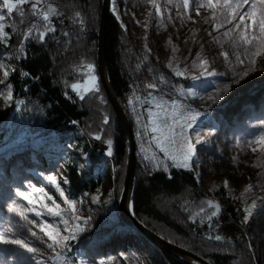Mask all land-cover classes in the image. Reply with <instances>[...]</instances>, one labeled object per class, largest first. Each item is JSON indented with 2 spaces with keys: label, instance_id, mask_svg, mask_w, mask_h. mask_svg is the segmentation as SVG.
I'll use <instances>...</instances> for the list:
<instances>
[{
  "label": "rangeland",
  "instance_id": "1",
  "mask_svg": "<svg viewBox=\"0 0 264 264\" xmlns=\"http://www.w3.org/2000/svg\"><path fill=\"white\" fill-rule=\"evenodd\" d=\"M156 3L160 7L159 14L150 0H111L110 5L111 14L132 43L144 46L165 69L158 80L150 85L152 91L147 97L134 101L132 118L137 159L149 170L164 169L165 166L167 169L176 168L156 147L153 138L159 136V132H152V123L156 121L162 126L167 119L171 124L173 102L178 115L196 116L195 120L190 121H184L181 117V121L188 124L186 135L194 147L190 171L195 174L200 187L211 194L224 188L231 201L243 209L246 236L255 261L264 264V190L255 187L258 178L264 180V147L257 144L258 140L264 138V91L259 96L254 94L258 86L264 84V59L258 61L256 70L246 79L234 83L235 79H239L243 65H238L233 53L243 52V49H234L232 41L223 35L231 25L217 31L215 22L210 19L211 11L196 7L197 3L203 1L189 0L188 9L183 8V0H172L171 3L169 0H156ZM197 11L200 15L196 14ZM0 15L6 17L5 30L8 32L10 18L7 10L0 8ZM206 19L208 23H205ZM173 47L178 49L175 54ZM222 52L229 53L231 63L225 61ZM197 55L208 61L209 71L216 75H202L203 70L199 66L193 67L194 63L199 64ZM10 58L9 53L0 48V62L9 66L7 70L13 67ZM170 62L183 75L177 76L167 66ZM87 66L82 69L83 77L72 83L79 86L75 91L79 95L89 91L86 87L90 85V76H95L94 72H88ZM2 72L0 70V79H3ZM170 83L179 84L183 103L174 100L168 93ZM6 84L8 87L0 84V131L4 129L12 133V114L9 115L8 110L11 105L14 106L15 98L8 78ZM226 86L228 90L222 92ZM9 88L14 99L5 100L3 97ZM243 96H246L245 101L238 109L236 100ZM157 102L164 103L165 112L156 107ZM16 111L14 108L13 113ZM6 123L10 124V129L5 126ZM76 135L71 142L66 138L63 142L51 139L44 143L45 163L35 153L28 161L26 150H16L8 158H0V231L10 228L19 238L28 240L43 253L40 258L44 264H160L155 251L141 235L118 223L109 157L94 165L93 177L100 178L99 186L94 191H86L78 196L69 194L67 162L74 161L79 169L89 163L86 154L77 147L82 142L80 133ZM251 138L256 139V151L248 155L247 149H251L248 139ZM33 140V135L28 137L19 133L13 144L16 149ZM3 142L0 139V146ZM145 156L149 158L145 159ZM153 156L155 160L151 159ZM49 176L56 178L65 197L75 205V211L64 203L56 186L47 179ZM225 181L228 182L227 187ZM249 186L251 191L247 192ZM33 189H43L60 204L63 220L51 216L39 204L33 210L32 205L16 195L17 190L33 196L41 195ZM44 201L52 206L46 197ZM214 201L221 206L220 199L215 197ZM17 204L29 209L26 215L33 222L31 225L11 211ZM35 211L42 214L36 216ZM64 220L68 223L65 224ZM45 223L54 226L61 236L69 237L67 248L58 259L47 248V243L51 241L40 232V225ZM32 231L36 232V237L31 235ZM41 240L45 243H41ZM13 253L17 255L14 257ZM27 256L14 246L0 245V264H35L31 260L20 259Z\"/></svg>",
  "mask_w": 264,
  "mask_h": 264
},
{
  "label": "trees",
  "instance_id": "2",
  "mask_svg": "<svg viewBox=\"0 0 264 264\" xmlns=\"http://www.w3.org/2000/svg\"><path fill=\"white\" fill-rule=\"evenodd\" d=\"M101 1L47 0L63 13L62 17H53V27L57 31L48 33L43 42L24 40L22 54H18L17 50L24 29L33 18L29 15L26 23L20 24V17L15 12L9 17V39L7 45H0V48L11 57L9 61L13 67L9 69L8 81L14 98L19 93L23 103L14 113L13 105L8 110L9 115L12 114L13 132L10 135L4 129L0 131V139L5 141L0 146V158H8L16 150H26L28 161L35 153L45 163L44 143L51 139L63 142L66 138L71 142L76 133H80L82 142L77 147L86 154L89 163L79 169L74 161L67 162L69 194L78 196L94 191L100 183V178L93 177L94 165L109 157L118 223L139 234L117 208L125 173L127 144L100 82L96 65V31ZM23 7L28 10L30 5ZM76 12L80 13L83 24L75 17ZM35 35L37 33L34 32ZM18 55L19 58H16ZM89 64L94 68L99 90L79 95L73 91L72 83L83 77L82 69ZM106 65L111 86L134 132V101L147 97L152 91L150 85L165 69L144 46L132 43L111 13L106 32ZM22 72H27L30 77L21 79ZM81 96L84 98L81 99ZM105 119L109 121L107 124ZM5 126L10 129L9 123ZM19 133L28 137L33 135L34 140L15 149L13 142ZM97 135L101 139H95ZM108 140L112 141L111 155ZM215 197L222 203L218 214L212 216L215 208L209 207L208 202H215ZM131 209L136 219L154 233L212 264H257L246 236L243 209L231 201L224 188L211 194L200 187L190 170L173 167L167 171L149 170L136 156ZM217 235L221 240L215 239ZM144 239L155 251L160 264H187Z\"/></svg>",
  "mask_w": 264,
  "mask_h": 264
},
{
  "label": "snow or ice",
  "instance_id": "3",
  "mask_svg": "<svg viewBox=\"0 0 264 264\" xmlns=\"http://www.w3.org/2000/svg\"><path fill=\"white\" fill-rule=\"evenodd\" d=\"M152 6L156 9V12L160 13V7L157 5L156 0H150ZM172 0H169L171 3ZM195 2V0H194ZM24 5H30L28 10H25ZM182 6L184 9L189 8V0H183ZM197 9L207 8L211 11V21L215 22V29L219 31L220 28L231 25L227 31L223 33L224 36L228 37L232 41V47L234 49H243V52L236 51L233 54L235 55L236 62L238 65H243V70L238 74L239 79H235L234 83H240V81L247 78V76L256 70L259 60L264 59V0H205L203 3L196 4ZM0 8L7 10V15L11 17L14 12L20 17V24H25L28 16L30 15L33 19L24 29L22 34V39L17 50L18 54H22L24 51V40L35 39L43 42L48 33H56L57 29L53 27V17H62L63 13L60 11L58 6H54L51 3H48L47 0H2L0 2ZM197 15H200V12L197 11ZM75 17L81 24L83 20L80 19V13L76 12ZM118 18V17H117ZM5 15H0V44L7 45L9 39V32L5 30ZM209 20L206 19L205 23H208ZM37 35L33 36V33ZM64 35H67L65 33ZM178 51L177 48L173 47V54ZM221 55L224 57L225 61L229 60V53L222 52ZM243 57V58H242ZM19 58V55L16 57ZM196 61L199 62L193 64V67L199 66L203 71L202 75L207 73L209 75H216L214 72H210L208 68V61L202 58L200 55L196 56ZM247 61V63H245ZM169 68H172L177 76L183 75L178 67H174L170 62L167 65ZM8 65L0 62V70H3L2 75L3 79H0V84L5 85L6 80L10 75ZM88 72H94L92 65H88ZM26 75V74H25ZM78 85L73 84V91L78 89ZM86 90H99V85L97 83V78L92 75L90 76V85L86 87ZM228 90L227 86L222 89V92ZM5 100H12V92L9 88L6 95L3 97ZM84 97L81 96V99ZM156 107L161 109V112H165L164 103L157 102ZM173 112L171 115L172 123L169 124L168 120L165 119L163 125L161 126L156 121L152 123V132H159V136L154 137V142L156 147L159 148L160 152L164 153V156L172 162V166L176 168H184L190 170V158L194 154L193 144L190 142V138L186 135V128L188 127L187 123L181 121L183 117L184 121L195 120L196 116H183V114L178 115L175 111L176 105L173 102ZM159 115V113L157 114ZM107 119L104 120V123H108ZM179 129V131H177ZM95 139H101L100 136H96ZM109 155H111L112 141L108 140ZM257 144L264 147V138L257 141ZM147 151L146 149H142ZM256 151V149H253ZM149 157L145 156V159ZM151 159L155 160L156 157L153 156ZM161 162H158V167ZM164 170L167 171V166L164 167ZM49 182L52 185L56 186L59 196L64 199V203L68 205L69 209L75 211V205L71 203L64 195V192L60 189L59 184L55 177H47ZM66 182V181H65ZM228 186V182L225 181V187ZM34 192L40 193V196H33L25 191H16V195L19 196L22 200L27 201L28 205L33 206V210L37 204L40 208L46 210L48 214L54 217L61 216V207L60 204L56 203V200L52 196H48L47 193L43 192V189H33ZM247 192L251 191L249 186L246 189ZM52 202V206L45 203L44 198ZM95 199V198H94ZM209 207H213L216 211L212 212V216H216L219 212V206L208 202ZM29 209L22 207L21 205H15L11 211L16 213L21 220H24L27 224L31 225L33 222L28 218L26 212ZM36 216H40L42 213L35 211ZM65 224L68 223L67 220L63 221ZM68 229H65L67 231ZM40 232L47 237L48 241L47 248L51 249L55 253L56 258L58 259L61 255V252L67 248L68 236H61L59 231L50 224L40 225ZM31 235L36 237V232L32 231ZM11 237V238H10ZM217 241L221 240V237L217 235L215 237ZM41 243L45 241L41 240ZM0 245L5 246H14L16 249H21L23 252L27 253V257H20L21 260H31L35 264H44L43 260L40 258L43 256V253L37 247L33 246L28 240L19 238L15 232H12L10 228L5 231H0ZM60 249L61 251H57ZM17 254L13 253L15 257ZM55 264V262H53Z\"/></svg>",
  "mask_w": 264,
  "mask_h": 264
},
{
  "label": "water",
  "instance_id": "4",
  "mask_svg": "<svg viewBox=\"0 0 264 264\" xmlns=\"http://www.w3.org/2000/svg\"><path fill=\"white\" fill-rule=\"evenodd\" d=\"M110 0H102L99 14L98 28L96 31L97 36V52H96V65L100 82L104 88L105 94L112 106V110L120 124L127 144L126 153V166L122 189L118 198L117 208L130 224L133 226L136 232L146 238L149 242L154 244L159 250L167 253L181 262L187 264H212L204 259L202 256L191 252L177 244H174L160 235L154 233L147 228L134 216L131 209V194L133 190V180L136 167V140L132 128V124L126 115L123 107L121 106L112 86L109 81L107 65H106V32L107 23L110 15ZM213 204L218 205L216 202ZM219 206V205H218ZM220 210V206H219ZM216 211V209L214 210Z\"/></svg>",
  "mask_w": 264,
  "mask_h": 264
},
{
  "label": "built area",
  "instance_id": "5",
  "mask_svg": "<svg viewBox=\"0 0 264 264\" xmlns=\"http://www.w3.org/2000/svg\"><path fill=\"white\" fill-rule=\"evenodd\" d=\"M28 77H30V75L27 72H22L21 73V79H25V78H28ZM168 89H169L168 90V93L171 96H173V99L174 100H178V101L180 100V101H182V103L184 102V99L182 97V94H180V93H182V89H180L179 84L170 83ZM172 89H173V92H171ZM185 101L188 102L187 99H185ZM22 103H23V101H22L21 95L19 93L16 94V98H15V110H18L21 107Z\"/></svg>",
  "mask_w": 264,
  "mask_h": 264
},
{
  "label": "bare ground",
  "instance_id": "6",
  "mask_svg": "<svg viewBox=\"0 0 264 264\" xmlns=\"http://www.w3.org/2000/svg\"><path fill=\"white\" fill-rule=\"evenodd\" d=\"M199 1H203V2H205V0H199ZM110 5H111V0H110ZM113 9V8H112ZM110 11H111V9H110ZM203 12H205V11H203ZM264 91V84L263 85H261V86H258V88L254 91V94H257V96H259V95H261V93ZM171 92H173V89L171 90ZM173 94V93H172ZM180 94H182V93H180ZM245 98H246V96H243V97H240V98H238V100H236L237 101V103H238V109H239V107H240V105H241V103H243L244 101H245ZM14 102H15V100H14ZM236 103V104H237ZM14 104V108H15V103H13ZM188 108H191L190 106H188ZM248 140H250L251 141V144H250V146H251V149H247V152L246 153H248V155L249 154H251V152L253 151V149H256V146H255V140L253 139V138H251V139H248ZM249 141V142H250ZM247 148V147H246ZM218 154V153H217ZM227 159V158H226ZM239 163V162H238ZM245 168V167H244ZM259 179V181H258V184L255 186V187H258L259 189H261V190H264V180L263 179H261V178H258Z\"/></svg>",
  "mask_w": 264,
  "mask_h": 264
}]
</instances>
